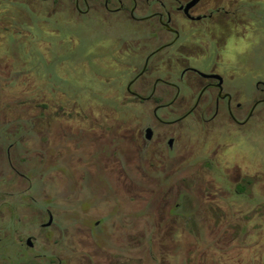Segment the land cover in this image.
<instances>
[{"label": "flooded vegetation", "instance_id": "flooded-vegetation-1", "mask_svg": "<svg viewBox=\"0 0 264 264\" xmlns=\"http://www.w3.org/2000/svg\"><path fill=\"white\" fill-rule=\"evenodd\" d=\"M259 1L0 0V113L16 114L12 123L20 129L29 124L31 132L26 134L36 139L46 135L54 141L78 133L77 152L84 168L107 173L110 185L120 193L118 203L137 199L147 210L136 232L110 224L113 241L106 243L100 230L105 229L103 221L108 224L107 217L94 226L71 230L59 225L64 209L55 213L50 196L41 207H33L30 194H5L0 204V264H149V248L140 253L132 244L135 233L174 235L177 245L190 236L191 264H264V164L237 149L244 129L264 120V78L251 72L254 93L250 95L231 88L248 71L227 53L233 47L242 55V40L247 37L256 48L264 45V28L242 10L243 5ZM22 4L31 14L22 10ZM64 12L70 21L95 16L103 23L120 17L147 23L143 37L99 42L88 52L104 72L129 75L119 85L117 76L102 74L98 78L106 88L88 102L95 107L129 106L131 115L83 117L78 128L71 126L70 116L43 115L48 108L69 106L70 98L62 89L49 86L38 71V57L53 62L52 38H39L34 30L38 24L47 35L60 37L50 21L58 14L60 22L68 23L69 18L61 16ZM6 23H11L9 28ZM24 27L30 36H23ZM57 42L62 48L63 42ZM8 47L17 51L13 57L4 52ZM23 51L20 58L18 53ZM28 72L32 99L16 98L24 91L28 78L23 76ZM36 108L44 111L23 116ZM24 134L0 132V151L6 152L9 168L30 181L15 168V162L23 161L22 154L12 155ZM86 146L95 147V153L82 154ZM66 149L52 147L31 156L50 170L54 157L63 156ZM172 202L174 208L169 207ZM156 203L152 218L150 209ZM25 208L28 218H24ZM12 247L14 254L8 250Z\"/></svg>", "mask_w": 264, "mask_h": 264}, {"label": "rangeland", "instance_id": "rangeland-1", "mask_svg": "<svg viewBox=\"0 0 264 264\" xmlns=\"http://www.w3.org/2000/svg\"><path fill=\"white\" fill-rule=\"evenodd\" d=\"M249 3H251V1ZM40 4L47 6L46 2H40ZM20 6L22 10L31 14L30 9L25 4ZM242 10L246 12L248 19H253V22L258 23L264 28V0H260L257 4H245L242 6ZM61 16L66 19L69 18L70 15L64 12ZM59 20V15L55 14L50 22L53 28L61 32L60 37L47 35V33L43 32L38 24H36L34 30L35 36L39 38L50 36L52 38L50 54L53 58V62L50 63L38 57L37 64L39 65L38 71L41 76L47 78L49 86L58 87L67 94L70 98V105L64 108H48L47 113H43V115L60 116V118L63 116H70L71 126L76 128L80 125L78 122H80L83 117H87V120H90V118L93 117L104 118L106 116L119 117L128 114L131 115V108L129 106L119 105L113 107L102 105L95 107L88 102V99L97 95V91L101 92L106 88L105 82L98 78L102 74H113L117 76L115 82L120 83L119 85L129 78V75H124V73H120V71L104 72L97 63L91 60L90 57L92 55L88 54V52L99 42H117L120 40L143 37L147 33V23H133L121 17L114 19L113 23H103L95 16L83 19V22L70 21V18L68 19V23H62ZM39 22L40 20L37 19L35 23ZM10 24L11 23H6L5 26L9 28ZM23 29V36H30L27 32V28L24 27ZM7 35L8 34H6V36ZM68 36H70V41L67 39ZM24 37L22 39L25 41ZM248 38L249 37L242 40V55L236 54L233 47H231L227 53L229 56L242 61V66L247 68L243 71H248L244 78L229 86L231 88L240 89L243 93L250 95L254 93L250 80L251 72L259 73L264 78V45L256 48L255 44ZM63 39H65V41ZM58 40L63 42L61 45L62 48L58 46ZM23 43L27 44L28 41ZM100 48L97 47V50H100ZM4 52L6 55L13 57L17 51L8 47L5 48ZM24 54L23 51L22 53H18V56L22 58ZM62 60H66L65 63H61ZM85 61L87 64L86 66L82 65V62ZM33 62H36V60ZM23 77L28 78L23 84L24 91L16 94L15 97L22 98L23 100H31L33 92L30 72H28V74L25 73ZM55 95V99H57L58 93ZM101 96L102 95L99 93L98 99H101ZM59 97L61 96L59 95ZM79 100L82 102H79ZM85 102L88 103L84 104ZM39 111H44V109H28L27 112L25 111V113H23V116L28 117ZM15 115L16 114H11L8 110L4 113H0L2 117L0 120V132L8 130L11 132L20 131L25 133L22 137L23 139L19 141V145L13 148L12 155L22 154L23 161L15 162V168L21 173L28 175L30 181L23 178L15 171H12L6 162V152L0 151V204L5 194L15 197V194L20 191L26 197L28 194L34 197L35 204H32L33 207H35V205L41 207L47 196H50L51 199L55 200V213H59L64 209V212L59 216V221L57 220L62 227L76 230L84 226H94L96 221L103 217H107L106 220H108V224H106V221H103V228L105 229L100 230L102 234L101 239L106 243H112L113 241L110 235V224L118 227L135 228V232L138 227L141 228L143 226L141 217L147 212V210H144L145 204L137 199L131 204L125 203L123 205L121 202L118 203V195H120V193L116 187L110 185L106 176L107 173L101 171L97 173L94 171L89 172L84 168L85 166L83 164L85 163L80 160L77 152L81 147L78 133L72 130L73 132L69 135L66 134L63 139H55L54 141L52 139H47L46 135H42V137H37L36 139L34 135L26 134L28 131L31 132V130L27 128L29 124H23V128L20 129L17 127L18 125L12 123V117ZM5 122L11 124L7 125ZM55 125L60 126L59 124ZM82 125L85 124L83 123ZM87 126L89 127L90 125L87 124ZM56 130L57 129H54L53 132H56ZM244 131L243 140L240 141V145L237 147L240 154L243 152L244 156L246 155L249 158H254L255 161L261 160L264 164V120L261 122H252ZM92 133L91 142H94L96 135H94V132ZM52 147L55 150L62 149L63 147L67 149L63 153V156L56 155L54 157L52 163L54 168L46 170L45 167L39 165V162H37L39 160L33 158L31 154L34 151ZM94 148L95 147L86 146V148L82 150V154L91 155L95 153ZM27 151H29V155H26ZM13 158L20 159V157L14 156ZM3 181H6L7 185L5 187L2 185ZM124 196L128 195L124 192ZM26 197H24V199H26ZM9 200H11V198ZM158 205L159 204L156 203L152 205L150 209V216L152 218L156 217ZM174 205L175 203L172 202L169 207L174 208ZM28 212L29 210L25 208L24 218L30 217L28 216ZM86 217L90 220H85L87 219ZM56 219H58L57 215ZM132 221L133 223H131ZM128 223L132 225H128ZM152 223L153 219H151V224ZM6 224L7 226H11L9 222H6ZM190 238V236H185L182 244L178 242L177 245L176 240L178 238L174 235L152 233L151 235L144 236L140 233H135L132 244H134L135 249L140 250V253H142L144 248H149V264H187V252L191 245ZM1 250L2 248L0 247V252ZM8 250L10 254L16 252V249L13 247ZM188 264L191 263L188 262Z\"/></svg>", "mask_w": 264, "mask_h": 264}, {"label": "water", "instance_id": "water-1", "mask_svg": "<svg viewBox=\"0 0 264 264\" xmlns=\"http://www.w3.org/2000/svg\"><path fill=\"white\" fill-rule=\"evenodd\" d=\"M50 223H51V222H50ZM50 223H49V224H50Z\"/></svg>", "mask_w": 264, "mask_h": 264}]
</instances>
